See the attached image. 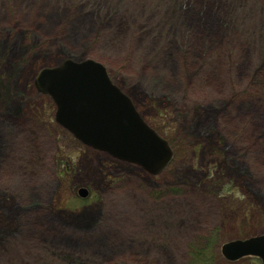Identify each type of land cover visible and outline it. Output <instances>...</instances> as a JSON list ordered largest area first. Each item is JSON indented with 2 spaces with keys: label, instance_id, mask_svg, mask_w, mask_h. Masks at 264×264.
<instances>
[{
  "label": "rangeland",
  "instance_id": "rangeland-1",
  "mask_svg": "<svg viewBox=\"0 0 264 264\" xmlns=\"http://www.w3.org/2000/svg\"><path fill=\"white\" fill-rule=\"evenodd\" d=\"M63 58L106 67L169 142L164 169L55 122L33 77ZM259 233L264 0H0V264H200L207 238Z\"/></svg>",
  "mask_w": 264,
  "mask_h": 264
},
{
  "label": "water",
  "instance_id": "water-1",
  "mask_svg": "<svg viewBox=\"0 0 264 264\" xmlns=\"http://www.w3.org/2000/svg\"><path fill=\"white\" fill-rule=\"evenodd\" d=\"M33 82L51 98L56 123L82 144L138 164L151 174L171 157L167 141L140 117L99 61L65 58L40 68ZM77 193L84 197L87 190L81 187ZM220 250L229 260L255 255L264 264V234L227 240Z\"/></svg>",
  "mask_w": 264,
  "mask_h": 264
},
{
  "label": "trees",
  "instance_id": "trees-1",
  "mask_svg": "<svg viewBox=\"0 0 264 264\" xmlns=\"http://www.w3.org/2000/svg\"><path fill=\"white\" fill-rule=\"evenodd\" d=\"M159 133V132H158ZM59 157H61V155H59ZM60 163H62L63 164V167L67 170L68 169V167H70V164H69V160L67 159V158H64L63 156H62V160L60 161ZM218 196H220L221 194H217ZM244 236V235H243ZM208 239L209 238H207L206 239V244L204 245L203 244V251L202 250H200L201 248H197V247H199V246H195V247H193V251L194 252H196V257H198L199 256V253L200 252H202V254H201V257H204V259L205 260H203L202 261V259H200L201 260V263L200 264H202V263H205V264H208V263H210V264H214V263H216V261L218 260V259H220V255H219V253H218V255H216V253L215 252H211V253H207L206 255H205V250H204V248H206V250L208 249V247H210L211 245H212V243H214V246L216 245V242H217V240H216V238H215V236H213V241L210 243V241H209V243L210 244H207V242H208ZM205 255V256H204Z\"/></svg>",
  "mask_w": 264,
  "mask_h": 264
},
{
  "label": "bare ground",
  "instance_id": "bare-ground-1",
  "mask_svg": "<svg viewBox=\"0 0 264 264\" xmlns=\"http://www.w3.org/2000/svg\"><path fill=\"white\" fill-rule=\"evenodd\" d=\"M9 86V85H8Z\"/></svg>",
  "mask_w": 264,
  "mask_h": 264
}]
</instances>
